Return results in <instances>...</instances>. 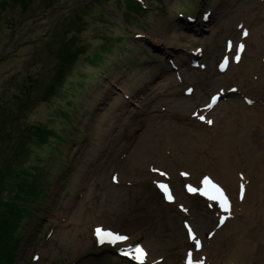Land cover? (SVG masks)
<instances>
[{
    "label": "rangeland",
    "instance_id": "1",
    "mask_svg": "<svg viewBox=\"0 0 264 264\" xmlns=\"http://www.w3.org/2000/svg\"><path fill=\"white\" fill-rule=\"evenodd\" d=\"M142 1L138 13L128 0H0V239L14 243L13 264H130L95 241L99 223L129 234L123 247L142 244L149 264L189 253L192 264H264V195L247 161L225 170L217 159L227 134L250 138L264 116V1ZM196 111L214 128L189 123ZM116 171L135 187L109 188ZM206 171L229 212L199 194ZM164 176L181 213L154 194ZM184 182L197 192L185 197Z\"/></svg>",
    "mask_w": 264,
    "mask_h": 264
},
{
    "label": "bare ground",
    "instance_id": "2",
    "mask_svg": "<svg viewBox=\"0 0 264 264\" xmlns=\"http://www.w3.org/2000/svg\"><path fill=\"white\" fill-rule=\"evenodd\" d=\"M262 1H264V0H262ZM243 27L247 28L245 26L244 22H243ZM263 37H264V34H263ZM244 56H245V54L242 56V62L241 63H243V60L245 58ZM256 68L257 69H260V68L262 69L261 74L264 77V60L261 62V66L259 67L258 64H257ZM238 69L240 70L241 66H239ZM235 81H237L238 83H243V82L249 81V79L246 78L244 80H235ZM231 89L234 90V92H236L237 95L241 94V92H240L241 88H231ZM244 99L245 98L242 96V100H244ZM257 102L262 104V106L264 108V99L257 100ZM257 117H258V120H259V124L261 126L257 127V129L252 131V133H253L252 137L246 138L245 134H243V137H240L237 140L234 131L231 132V134H227L226 140L223 141V144L220 145V147H222V145L224 146L223 149L225 150V152L223 150V153L221 154V157H220V154L217 155L218 158H217V156H215V157L217 159H219V158L222 159L223 158V160L221 161V164H222L223 169H225V170H227V167L229 165L230 166H235V164H237L239 167H242L243 163H245L247 161L248 165L245 166V169H247L248 174H249L250 178L252 179V183L254 182L253 184L254 185L256 184V187H257L255 190L252 191V193L255 194V197H257L258 194H259V197H261V196L264 195V116H261V117L257 116ZM197 120H199V117H197ZM214 126H215V124H213L211 128H214ZM200 127L203 128V129H205V128L207 129V124L205 122H203V123L200 124ZM204 134H205V132H204ZM239 134H240V132H239ZM260 135H262V136L260 137ZM258 137H260L258 141L257 140L256 141H252V139H256ZM205 138H207V137H203L201 139V141L199 142V143H202L205 146V159L203 160L204 165H205V160L208 158V155L210 154V157H211V154H212V153H210L211 150H212V141L207 140ZM235 141H236V146H234V148L237 147L236 148V153L233 152L232 153V158L230 159V156H229L228 153H229V151H232L231 144H234ZM256 142H258V143H256ZM240 150L242 152H240ZM256 154H258V155L255 156ZM226 157H228V159ZM251 158H254V159H252V161H251ZM210 171H211L212 174L215 173L214 169L210 170ZM203 174L204 175L205 174L208 175L210 173H209V171H206ZM231 175H232V171H228L227 172L228 178L231 177ZM221 180H223V178ZM221 182H223V181H221ZM222 184L227 185L225 182L222 183ZM253 184H251L250 188L253 187ZM224 193H225V191H224ZM253 206L255 208L260 209L259 208V204H253ZM259 228H260V224L258 225V229Z\"/></svg>",
    "mask_w": 264,
    "mask_h": 264
},
{
    "label": "snow or ice",
    "instance_id": "3",
    "mask_svg": "<svg viewBox=\"0 0 264 264\" xmlns=\"http://www.w3.org/2000/svg\"><path fill=\"white\" fill-rule=\"evenodd\" d=\"M244 35L247 36L248 35L247 32H245ZM243 48H244V46L241 44L239 46V50L243 51ZM237 60H239V57H237ZM201 119H203V117H201ZM209 123H211V121H209ZM160 175H164V173H160ZM202 183H203L204 187L199 192V194L207 197V199H209V200L217 201L219 203L221 209L224 212H229L230 211V204H229V200H228L227 196L225 195L224 191L219 186L214 184L208 177H205ZM159 187L164 191L167 200L169 202H174V198L171 195V192H170L168 186L161 184V185H159ZM187 190L193 194H195L197 192V189L192 187L191 185L188 186ZM222 222L223 221H221V223ZM186 227H187V225H186ZM188 235H189V238L195 242L196 247L199 248L200 247V241L195 237V235H193L191 228L188 229ZM95 236H96L97 242L99 244H101V245L108 244L110 246H116L118 244L125 243V242L129 241V239H130V237L128 235H120V234L114 233L112 231H105L104 229H101L99 227L95 229ZM131 251L133 253H135L134 255H131V259L137 261L138 264H144V259H145V255H146L144 249L141 247H134ZM121 254L124 256L130 255L129 251H127V250L122 252ZM188 264H192V254L191 253L188 254Z\"/></svg>",
    "mask_w": 264,
    "mask_h": 264
},
{
    "label": "trees",
    "instance_id": "4",
    "mask_svg": "<svg viewBox=\"0 0 264 264\" xmlns=\"http://www.w3.org/2000/svg\"><path fill=\"white\" fill-rule=\"evenodd\" d=\"M128 1L130 6L133 7L134 11L136 10L138 13L147 11L143 7L144 3L142 0H128ZM19 210L20 209L11 211V214L9 216L7 215L6 218L4 219V224L11 225V222H13L14 218L17 216L16 214L19 213ZM13 248H14V243L12 241L11 242L8 240L3 241V239H0V264H13L15 259L13 255Z\"/></svg>",
    "mask_w": 264,
    "mask_h": 264
}]
</instances>
